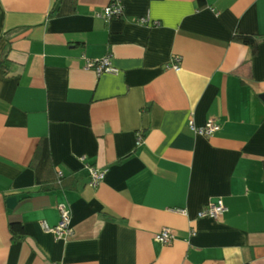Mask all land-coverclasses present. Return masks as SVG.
Instances as JSON below:
<instances>
[{"label": "crops", "instance_id": "crops-1", "mask_svg": "<svg viewBox=\"0 0 264 264\" xmlns=\"http://www.w3.org/2000/svg\"><path fill=\"white\" fill-rule=\"evenodd\" d=\"M113 1L118 19L96 17ZM72 2L0 0V264H264V0ZM106 56L116 74L86 68ZM209 120V137L188 124ZM88 167L105 171L96 186ZM217 199L221 218L197 217ZM58 205L60 240L41 228Z\"/></svg>", "mask_w": 264, "mask_h": 264}, {"label": "built area", "instance_id": "built-area-1", "mask_svg": "<svg viewBox=\"0 0 264 264\" xmlns=\"http://www.w3.org/2000/svg\"><path fill=\"white\" fill-rule=\"evenodd\" d=\"M122 15V7L120 2L113 1L106 7L102 9L101 12L96 14V17L101 18L102 20L108 22L112 19H118ZM139 24H147L148 19L141 18L138 19ZM156 22L152 23L151 26H157ZM178 62V59L176 60ZM86 68L92 69L97 75L102 73L107 74H116L117 71L111 66L110 57L106 56L98 60H88L86 61ZM174 69H177V65L173 66ZM190 129L197 135L209 137L219 130V126L214 121H207L202 127H195L192 121H189ZM138 143L141 141V137L137 138ZM88 174L90 185L96 186L100 183L105 177V171H99L94 167H88ZM61 176V173H58V177ZM57 211L59 214V222L56 226L49 227L45 223H41V228L45 233L53 235L56 240L66 239L72 235V228L70 226V211L64 205H58ZM226 212V207L224 206L221 199L216 201L209 202L199 213L197 214L198 218H209L217 220L221 218ZM184 213V212H182ZM154 240L161 245H170L175 237L169 229H162L158 232Z\"/></svg>", "mask_w": 264, "mask_h": 264}, {"label": "trees", "instance_id": "trees-1", "mask_svg": "<svg viewBox=\"0 0 264 264\" xmlns=\"http://www.w3.org/2000/svg\"><path fill=\"white\" fill-rule=\"evenodd\" d=\"M74 6H75V2L73 0L72 2L73 12L75 10ZM233 40L242 45L251 47V49L253 50V53H255L256 44H257L256 37L235 33L233 36ZM6 73H7L6 60L0 59V77H4ZM50 164H51V160H50L49 145H48L47 140L43 139L39 141L36 151L29 165V167L35 172V180L37 183L40 182L42 171L49 168ZM263 168H264V163H263ZM64 183H65V180L62 179L61 177H58V185L60 187L61 186L63 187ZM52 189H55V186H47V187L40 188L41 191H48ZM8 231L11 236L12 242H19L24 238V232H23V229L20 223H17V222L10 223L8 225Z\"/></svg>", "mask_w": 264, "mask_h": 264}, {"label": "water", "instance_id": "water-1", "mask_svg": "<svg viewBox=\"0 0 264 264\" xmlns=\"http://www.w3.org/2000/svg\"><path fill=\"white\" fill-rule=\"evenodd\" d=\"M264 99V96L262 97ZM7 206L8 208H11L15 203H16V199L15 198H10L7 200Z\"/></svg>", "mask_w": 264, "mask_h": 264}]
</instances>
